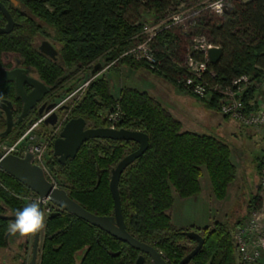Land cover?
<instances>
[{
    "label": "trees",
    "instance_id": "obj_1",
    "mask_svg": "<svg viewBox=\"0 0 264 264\" xmlns=\"http://www.w3.org/2000/svg\"><path fill=\"white\" fill-rule=\"evenodd\" d=\"M1 1L16 24L10 33L0 34V69L12 68L16 57L34 70L51 88L52 95L61 96L73 90L69 80L81 69L86 75L102 59L106 65L125 62L163 76L180 91L193 94L207 107L231 118L223 113L216 93L210 99L202 98L185 85L189 73L181 65L185 63L194 38L205 35L210 43L223 49L219 62L210 64L206 79L212 84L227 86L235 78L249 75L252 83L247 86L242 100L248 113L259 108L258 98L263 95L261 84L264 81V0H232L234 11H225L223 15L200 5L195 17L197 25L192 22L186 26L178 24L158 35L154 49L160 68L156 70L145 62L124 56L138 41L136 36L143 23L140 22V8L164 12L173 8L175 2L185 0ZM6 23L0 9V26ZM41 34L62 45L58 59L50 58L36 47V37ZM76 66L78 69L68 74ZM77 79L74 78L76 83L81 81ZM0 100L16 101L17 111H21L22 101L16 99L14 82H0ZM117 106L121 109L118 126L143 131L150 140L147 151L120 179L119 192L127 230L139 240L157 246L175 263L188 255L197 242L188 238L184 231H200L204 245L188 264H236L232 232L253 209L264 204V184H260L252 196L246 216L234 222V229L223 222L196 229L176 226L169 213L174 206L175 193L181 198L199 195L205 171L215 196L226 199L238 171L232 149L213 135L184 130L181 121L145 90L126 86L116 96L105 72L90 81L79 100L69 103V118L83 117L94 127L107 126L104 116ZM5 126L2 122L0 129ZM25 128L26 124L22 123L11 139H17ZM51 128L44 123L38 132L47 136ZM138 147L134 141L90 139L81 146L75 158H68L61 164L54 156L52 141L48 163L71 198L97 215L109 216L114 213L110 190L112 170ZM263 165L264 156L258 162L260 175ZM29 195L37 196L0 169V215L22 210L25 207L22 197ZM9 224V220L0 217V250L6 246ZM45 231L40 264H135L139 256V251L127 242L66 211L54 219L48 218ZM79 252H82L80 260ZM113 252L119 254L115 256Z\"/></svg>",
    "mask_w": 264,
    "mask_h": 264
},
{
    "label": "water",
    "instance_id": "obj_2",
    "mask_svg": "<svg viewBox=\"0 0 264 264\" xmlns=\"http://www.w3.org/2000/svg\"><path fill=\"white\" fill-rule=\"evenodd\" d=\"M0 9L2 10L7 23L4 27L0 26V34L10 33L15 27V20L0 0ZM226 12H233L234 8L229 6L225 9ZM45 48L40 50L48 55L50 58L56 59L57 51L55 47L49 42H44ZM223 55V49L220 46H214L209 49V56L211 62L216 64L219 62ZM78 67L68 71V74L74 72ZM101 67H95L92 73L98 72ZM0 81H12L15 84V90L17 97L23 100V110L19 116V120H23L34 111L39 103H41L45 97L50 93L51 88L47 86L43 81L31 76L28 73V68H13L0 70ZM26 85L30 87L27 91ZM13 101L3 100L0 101V110L6 113L7 127L0 133V138L7 137L13 129L14 115H13ZM57 107L56 102L43 104L38 110V114L43 112L54 110ZM58 120L57 112H53L52 115L45 121V123L54 125ZM87 121L83 117H72L65 124L59 137L54 140L53 153L59 157L61 163H65L68 158H75L81 148V146L90 139H113V140H128L134 141L139 144L137 150L128 153L112 170V177L110 181V190L114 200V213L109 216L97 215L75 201L69 195L68 191L64 188L55 186L53 182L47 178L42 167L35 165L31 162L32 155L28 154L25 158L16 155L4 156L0 151V169L7 172L15 179L19 180L22 184L34 191L40 198V208L43 212L44 200L51 201L55 206L60 209L72 213L98 228L108 232L112 236L118 238L121 241L127 242L130 246L137 250L149 254L154 264H168L162 257L161 253L151 243L144 242L132 235L126 227L125 219L122 210L119 184L123 172L131 166L139 157H141L149 148L150 140L149 135L140 130H130L126 128H110L108 126L101 127H87ZM57 213H53L51 216H55ZM10 219V216H3ZM10 232L6 235V242H8ZM185 234L192 239L197 240V245L194 249L184 257L179 264H188L191 259L200 251L204 245V237L196 230L186 231ZM39 235L36 234L34 244V255L32 264H36V255L38 251ZM232 237L235 243L234 232ZM236 246V244H235ZM119 252H113V255H118ZM236 264H241L240 254L236 246L235 251ZM144 256L140 255L136 261V264H142Z\"/></svg>",
    "mask_w": 264,
    "mask_h": 264
},
{
    "label": "built area",
    "instance_id": "obj_3",
    "mask_svg": "<svg viewBox=\"0 0 264 264\" xmlns=\"http://www.w3.org/2000/svg\"><path fill=\"white\" fill-rule=\"evenodd\" d=\"M229 0H221L223 4V13L225 9L231 6ZM217 0L210 3L202 2L201 4L187 5L181 3L177 9L171 12L166 18L154 22H143L137 43L124 56H129L131 59L145 62L150 68H160V60L155 54L154 43L160 33L175 25L188 23L198 24L195 19L200 12L199 6L205 5L206 8L214 11L213 4ZM215 12V11H214ZM217 46L210 43L205 35H198L194 38L192 46L185 58L184 66L189 75L185 79V85L191 89L197 96L202 98H211V95L216 93L218 101L221 105L224 114L229 115L231 119L238 123L264 130V81L261 84L263 95L259 100V108L256 111L246 112V106L243 102V96L247 86L252 83L249 75L243 74L235 78L231 85L224 86L220 83L212 84L206 79V73L210 72L211 59L209 49ZM113 65V63H110ZM111 65V66H112ZM211 74H216L211 71ZM91 79L81 85L76 90L67 91L66 95L57 103V108L66 107L67 111L58 118L57 122L52 126L50 137L40 138L36 131L41 124L46 121L55 111L50 110L41 115L32 124L28 125L27 130L13 143L4 141L0 144V151L4 156L19 154L25 156L31 154V162L42 167L49 178H52V173L46 164L47 151L49 145L55 140V137L63 129L65 123L69 120V103L76 102L83 94V91L90 83ZM79 93V94H78ZM121 117V109L117 106L114 110L107 112L105 119L110 128H120L118 126ZM52 181V179H50ZM261 184H264V165L261 168L260 175ZM55 186L57 184L52 181ZM235 244L240 254L241 264H264V204L253 209L248 217L239 224L234 231Z\"/></svg>",
    "mask_w": 264,
    "mask_h": 264
},
{
    "label": "rangeland",
    "instance_id": "obj_4",
    "mask_svg": "<svg viewBox=\"0 0 264 264\" xmlns=\"http://www.w3.org/2000/svg\"><path fill=\"white\" fill-rule=\"evenodd\" d=\"M212 1L214 0H185L179 3L191 5L197 3L201 4L202 2L210 3ZM231 1L232 0L228 1L230 5ZM175 3L173 8L167 9L164 12H159L153 9L143 10V7H141L140 13L142 14V19L140 18V22H154L166 18L180 5L179 3ZM44 40H48L54 44L55 49L60 57L59 51L62 45L53 38H48L42 34L38 35L35 42L36 47L38 48ZM101 62L102 64L100 65L102 66L98 74H93L92 70H90L85 75V71L81 69L80 72L76 74V77H74L77 79L80 76L81 81L74 85L76 80H74L72 77V79H70L68 82L69 86L71 85L73 90H76L90 79L92 80L103 73V71L108 70L112 65L104 64L105 62L102 59ZM97 65L98 63L94 65V68ZM118 68L120 67H114L107 74L110 82L112 83L113 93L116 96L119 94L120 87L122 86L121 84L124 83L125 86H130L132 83H134L135 85L133 86L149 89L153 93L152 95L158 99L161 95V97H163L161 98L162 104L168 105L166 104L168 101L166 100V96H162V90L164 93H167V89L173 88L174 84L172 85V83L168 80L167 83H165L166 81L162 77L150 72L145 68L136 71L134 75L130 74L132 72V67L127 64H123L119 70ZM174 88L173 90L176 91L177 88ZM66 94L67 93L62 94L61 98H63ZM169 97L173 101L172 96ZM189 99L194 102L193 105H197L195 106L197 110H201L203 108V111H196V113L192 114L190 117L196 120L205 121L203 126L201 125L197 128H190L192 129L191 131L201 134L213 135L227 143L232 149L233 160L238 170L237 177L231 184L229 194L226 199L220 200L215 196L209 175L205 171L204 176L201 178L202 193L187 200L179 199V195L175 193V197H177V207L176 209L174 208V210L171 209L169 213L174 216V224L182 228H203L206 226H212L217 222H223L228 223L234 229V222L246 216L248 204L252 196L257 193L258 187L261 184L258 162L259 159L264 156V138L262 137V135L264 136V130L243 126L235 120L224 117L220 111L215 108L205 106L201 101L191 95L189 96ZM193 112L195 111L193 110ZM254 129L258 130L262 135L257 133ZM50 179H52V181H54L58 187H61L55 174H52V178ZM179 203H181V205H179ZM33 237L34 236L30 237L29 239L32 241ZM5 253V250L0 253V260L6 258V256H4Z\"/></svg>",
    "mask_w": 264,
    "mask_h": 264
},
{
    "label": "flooded vegetation",
    "instance_id": "obj_5",
    "mask_svg": "<svg viewBox=\"0 0 264 264\" xmlns=\"http://www.w3.org/2000/svg\"><path fill=\"white\" fill-rule=\"evenodd\" d=\"M6 25V24H5ZM1 27H4V26H1ZM14 29V28H13ZM46 41H48V40H44L42 43H41V45L38 47L39 48V50H40V48L42 47V48H45V46L46 45H44V42H46ZM50 42V41H49ZM51 43V42H50ZM52 44V43H51ZM53 46H54V44H52ZM55 47V46H54ZM8 57V56H7ZM58 58V57H57ZM56 58V59H57ZM13 62H14V65H13V67L12 68H7V69H13V68H17V67H21V68H28V73L31 75V76H34V77H36V78H38L37 77V75H36V73L34 72V70L33 69H31V68H29V67H26V66H24L23 64H22V62H21V60L20 59H18V58H14L13 59ZM0 70H2V69H0ZM80 72V71H79ZM78 72V73H79ZM79 79L77 80V81H79L80 79H81V77L79 76L78 77ZM39 79V78H38ZM40 80V79H39ZM1 82V81H0ZM74 83H76V81L74 82ZM48 86V85H47ZM26 87V89H27V91H29L30 90V87L28 86V85H26L25 86ZM66 92H63V94H65ZM62 96V95H61ZM61 96H59V94H54V95H52L51 94V91H50V93L45 97V99L41 102V103H39V105H38V107L34 110V111H32L31 112V114L29 115V116H27V117H25L23 120H21V121H18L19 120V116H20V114H21V112H22V110H23V100L20 98V97H17V94H16V99H20L21 101H22V108H21V111H17L18 110V105H17V102L16 101H13V115H14V122H15V125H14V127H13V129L11 130V132H10V134L7 136V137H5V138H0V144L2 143V142H4V141H7V142H9V143H13V142H15L17 139H15V140H12L11 138H12V136L14 135V134H16L18 131H19V129H20V127L22 126V123H25L26 124V128H25V130H27V128H28V125H30V124H32L36 119H38V117L39 116H41V115H43V114H45L46 112H48V111H44L43 112V114H38V110L40 109V107L43 105V104H46V105H48L49 103H52V102H56V103H58L59 101H60V99H61ZM0 101H3V100H0ZM10 101H12V100H10ZM50 111V110H49ZM66 111H67V108L66 107H59V108H57V109H55V112H57V114H58V118L59 117H61L62 115H64V113H66ZM69 112V111H68ZM52 115V114H51ZM106 116V115H105ZM71 118H69V120H70ZM0 122L2 123V122H5L6 123V126L3 128V129H0V133L1 132H3L5 129H6V127H7V119H6V113L4 112V111H2V110H0ZM68 122V121H67ZM66 122V123H67ZM1 123H0V125H1ZM45 123V121L41 124V126L37 129V131H36V133H37V135L40 137V138H48V137H50V134H51V131H52V129L50 130V132H49V134L46 136V135H41L39 132H38V130L39 129H41V127H42V125ZM65 123V124H66ZM45 124H47V123H45ZM87 127H94V126H92L89 122H87ZM47 126L49 127V129H50V127H52L53 125H50V124H47ZM65 126V125H64ZM108 126V125H107ZM64 128V127H63ZM24 130V131H25ZM63 130V129H62ZM61 130V131H62ZM61 133V132H60ZM60 133L58 134V136H56L55 137V139L57 138V137H59V135H60ZM23 134V133H22ZM53 143H54V141H53ZM49 147H50V145H49ZM16 156H19V157H23V158H25L26 156H27V154L25 155V156H21V155H19V154H15ZM55 156V155H54ZM47 158H46V164H47V166L49 167V169H50V171H51V168H50V166H49V163H48V161H49V158H50V156H49V150L47 151V156H46ZM57 158H58V160H59V157L58 156H56ZM59 162H60V160H59ZM61 163V162H60ZM61 164H64V163H61ZM52 173V172H51ZM45 175H46V173H45ZM47 176V175H46ZM47 178L48 179H50L48 176H47ZM58 186V185H57ZM61 188H63V187H61ZM65 189V188H64ZM67 190V189H66ZM23 198V200H24V202H25V206L27 205V204H29V203H31L32 201H36V200H40V198H39V196L37 195V196H31V195H29V196H23L22 197ZM64 210H62V209H60L59 207H57V206H55L51 201H49L48 199L47 200H44V202H43V213H44V217H45V228L43 229V232H41L40 233V235H39V243H38V251H37V255H36V264H40V257H41V251H42V245H43V243H44V240H45V238H46V231H45V229H46V222H47V220H48V218H50V219H54V218H56L57 216H59V215H61L62 214V212H63ZM53 213H57L55 216H51ZM47 214V215H46ZM3 216H10V219H7V218H5V217H2V218H4V219H6V220H9L10 221V223H12V222H14L15 221V219H16V217H15V214L14 213H7V214H5V215H3ZM1 217V216H0ZM186 231H191V230H186ZM186 231H184V233L186 232ZM8 232H10V231H8ZM7 232V233H8ZM200 234H201V232L200 231H198ZM7 235V234H6ZM187 236V235H186ZM35 237H36V235L33 237V240L31 241L29 238L30 237H21L18 233L16 234V235H13L12 233L10 234V236H9V239H8V242H6V236H5V242H6V246L2 249V250H0V253H2V251L3 250H5V255L4 256H6V258H4V259H1L0 260V264H32V261H33V255H34V244H35ZM188 237V236H187ZM189 238V237H188ZM190 239H192V238H190ZM195 240V239H194ZM197 241V240H196ZM196 245H197V242H196ZM195 245V246H196ZM153 246H155V245H153ZM156 248H157V250L161 253V255H162V257L165 259V261L168 263V264H179V262L181 261H179L178 263H175V262H171L167 257H166V255H165V253H163V252H161V250L157 247V246H155ZM139 251V250H138ZM140 255H143L144 256V261L142 262V264H154V261H153V259H152V257L149 255V254H147V253H143V252H141V251H139V256ZM81 256H82V252H79L78 253V255H77V257H78V259L80 260V258H81ZM116 256V255H115ZM138 256V257H139ZM187 256V255H186ZM185 256V257H186ZM138 259V258H137ZM137 261V260H136ZM136 264V263H135Z\"/></svg>",
    "mask_w": 264,
    "mask_h": 264
},
{
    "label": "crops",
    "instance_id": "obj_6",
    "mask_svg": "<svg viewBox=\"0 0 264 264\" xmlns=\"http://www.w3.org/2000/svg\"><path fill=\"white\" fill-rule=\"evenodd\" d=\"M60 52V51H59ZM48 56V55H47ZM57 57H59V55H58V52H57V55H56V58ZM98 63H100L101 64V60L100 61H98ZM97 65L96 67H101L102 65ZM123 64H126L125 62H117L116 64H114V65H112V66H110L109 67V69L108 70H106V71H103V72H107L106 74H108L114 67H122V65ZM128 65V64H127ZM131 67V66H130ZM120 68H118V70L120 69ZM141 69H144L143 67H136V68H134V67H132V69H131V73L130 74H132V75H134V73L136 72V71H139V70H141ZM157 75V74H156ZM160 76V75H159ZM108 77V76H107ZM160 77H162L166 82L165 83H167V79L165 78V77H163V76H160ZM122 86L120 87V90H121V88H123V87H126L125 85H124V83L123 84H121ZM133 85H135L134 83H132V85H130V86H128V87H134V88H137V89H140V90H145V91H147L148 93H150V94H153L149 89H147V88H140V87H136V86H133ZM173 85V84H172ZM174 87H176L175 85H173V88ZM166 88V87H165ZM173 88H166L167 90H168V92L167 93H164V91L162 90V96H166V100H168L167 102H166V104H168V105H165V107L167 108V109H169V111L177 118V119H179L180 121H181V123H182V126H183V129L184 130H186V131H191L192 129H190V128H197V127H199V126H203V124L205 123V121L203 120V121H200V120H196V119H193L192 117H190L192 114H194V113H196V111H203V108L201 109V110H197L196 108H195V106H197V105H193V103L194 102H192V100H190L189 99V96L191 95V96H193V97H195L193 94H191V93H189V92H186V91H180L177 87V90L175 91V90H173ZM175 89V88H174ZM120 92V91H119ZM119 95V94H118ZM169 96H172V98H173V101L170 99V97ZM161 98H163V97H161V95H160V97H159V100L161 101L162 99ZM196 98V97H195ZM179 101V102H178ZM162 102V101H161ZM204 104V103H203ZM205 105V104H204ZM205 106H207V105H205ZM199 107V106H198ZM193 110L195 111V112H193ZM219 111V110H218ZM223 115V114H222ZM224 116V115H223ZM225 117V116H224ZM190 119V120H189ZM231 119V118H230ZM233 120V119H232ZM194 125V126H193ZM188 128V129H187ZM257 133H259V134H261L258 130H256V129H254ZM262 135V134H261ZM262 137L264 138V136L262 135ZM232 159H233V155H232ZM260 160V159H259ZM234 161V160H233ZM201 193H202V191H201ZM200 193V194H201ZM199 194V195H200ZM198 196V195H197ZM191 197H189V198H181V197H179V199H190ZM176 199H177V197H175V200H174V206H173V210H174V208L176 209V207H177V203H176ZM181 201V200H180ZM179 205H181V203H179ZM171 215V218H172V221H173V223H174V216L172 215V214H170Z\"/></svg>",
    "mask_w": 264,
    "mask_h": 264
},
{
    "label": "clouds",
    "instance_id": "obj_7",
    "mask_svg": "<svg viewBox=\"0 0 264 264\" xmlns=\"http://www.w3.org/2000/svg\"><path fill=\"white\" fill-rule=\"evenodd\" d=\"M212 7L218 15H223V4L221 0H217ZM40 203L39 200L32 201L22 210L17 209L15 212V221L8 226L10 233L13 235L18 233L21 237L26 238L41 233L45 228V217L41 211Z\"/></svg>",
    "mask_w": 264,
    "mask_h": 264
},
{
    "label": "bare ground",
    "instance_id": "obj_8",
    "mask_svg": "<svg viewBox=\"0 0 264 264\" xmlns=\"http://www.w3.org/2000/svg\"><path fill=\"white\" fill-rule=\"evenodd\" d=\"M40 201V200H39Z\"/></svg>",
    "mask_w": 264,
    "mask_h": 264
}]
</instances>
